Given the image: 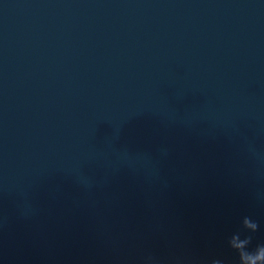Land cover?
<instances>
[{
    "label": "clouds",
    "instance_id": "9594fccd",
    "mask_svg": "<svg viewBox=\"0 0 264 264\" xmlns=\"http://www.w3.org/2000/svg\"><path fill=\"white\" fill-rule=\"evenodd\" d=\"M259 224L253 218L245 216L239 230L233 232L227 240L228 247L238 257V264H264V243L253 245V234L259 230ZM143 264H159L156 257L148 255ZM208 264H227L223 258H213Z\"/></svg>",
    "mask_w": 264,
    "mask_h": 264
}]
</instances>
